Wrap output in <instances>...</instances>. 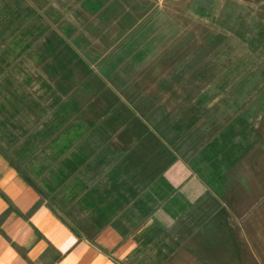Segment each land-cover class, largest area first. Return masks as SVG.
<instances>
[{"label":"rangeland","instance_id":"obj_1","mask_svg":"<svg viewBox=\"0 0 264 264\" xmlns=\"http://www.w3.org/2000/svg\"><path fill=\"white\" fill-rule=\"evenodd\" d=\"M0 148L128 264H264V0H0Z\"/></svg>","mask_w":264,"mask_h":264},{"label":"crops","instance_id":"obj_2","mask_svg":"<svg viewBox=\"0 0 264 264\" xmlns=\"http://www.w3.org/2000/svg\"><path fill=\"white\" fill-rule=\"evenodd\" d=\"M37 181L0 150V264H128L136 237L111 225L91 237L78 233L50 207ZM193 188L190 181L187 189Z\"/></svg>","mask_w":264,"mask_h":264},{"label":"trees","instance_id":"obj_3","mask_svg":"<svg viewBox=\"0 0 264 264\" xmlns=\"http://www.w3.org/2000/svg\"><path fill=\"white\" fill-rule=\"evenodd\" d=\"M2 150V148H0ZM5 154L6 152L2 150ZM11 157V156H10ZM18 165V164H17ZM25 170V169H23ZM27 171V170H26ZM33 177V176H32ZM34 178V177H33ZM34 181V180H33ZM38 183V184H37ZM35 182L34 185H36L40 192L42 193L43 197L47 200V203L50 205V207L56 212L66 223H68L70 226H72L78 233H80V230L74 225L72 219L66 214L65 210H63L60 206H58L51 198L50 192L39 182ZM82 234V233H80Z\"/></svg>","mask_w":264,"mask_h":264}]
</instances>
